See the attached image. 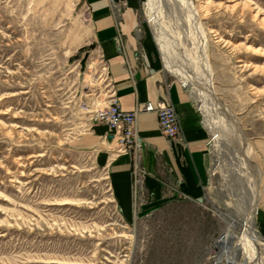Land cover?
<instances>
[{
    "label": "rangeland",
    "instance_id": "obj_1",
    "mask_svg": "<svg viewBox=\"0 0 264 264\" xmlns=\"http://www.w3.org/2000/svg\"><path fill=\"white\" fill-rule=\"evenodd\" d=\"M159 4L152 20L140 0L138 51L186 84L206 131L198 199L175 192L177 180L162 166L157 198L146 186L145 145L135 170L107 127L90 120L88 109L108 101L113 86L92 42L88 1L0 0V264H214L231 219L233 233L242 231L245 198L236 163L216 149L218 131L247 138L260 179L256 210L264 204V0ZM109 7L120 23L116 9L123 13L126 2ZM96 126L106 127L102 150L92 144ZM121 155L129 157L128 208L110 172Z\"/></svg>",
    "mask_w": 264,
    "mask_h": 264
},
{
    "label": "crops",
    "instance_id": "obj_2",
    "mask_svg": "<svg viewBox=\"0 0 264 264\" xmlns=\"http://www.w3.org/2000/svg\"><path fill=\"white\" fill-rule=\"evenodd\" d=\"M87 1L92 42L100 53V62L105 65L113 92L123 110L132 111L136 105L168 100L180 120L185 145L170 144L161 135L154 112L137 115V131L145 145L143 163L149 174L146 178L148 190L160 197V185L154 176L162 166L164 172L179 181V195L200 198L207 178V134L187 90L178 80H168L147 55L139 56L136 28L140 0H113L125 1L127 6L118 24L110 10V0ZM93 133V147L102 150L107 145L104 139L106 127L96 126ZM97 157L101 164L104 163L105 152L100 151ZM129 171L127 155L119 156L110 166L115 190L125 208H128ZM255 215V224L264 241V204Z\"/></svg>",
    "mask_w": 264,
    "mask_h": 264
},
{
    "label": "bare ground",
    "instance_id": "obj_3",
    "mask_svg": "<svg viewBox=\"0 0 264 264\" xmlns=\"http://www.w3.org/2000/svg\"><path fill=\"white\" fill-rule=\"evenodd\" d=\"M184 1V0H183ZM160 0H146V11L147 13L152 16L151 19H154L155 13L157 12V8L160 5ZM160 9V8H159ZM162 11V10H161ZM158 14V12H157ZM159 15V14H158ZM161 16V15H160ZM150 19V21H151ZM152 19V20H153ZM158 19H160L158 17ZM161 21V20H160ZM159 22V21H158ZM151 23H154L153 21ZM157 23V21H155ZM158 25V23H157ZM160 25V24H159ZM158 25V26H159ZM155 26V25H154ZM156 28V27H155ZM159 30V29H158ZM155 31V30H154ZM153 31V32H154ZM157 31V30H156ZM159 32V31H158ZM189 34V33H188ZM155 35V34H154ZM158 35H160L158 33ZM156 35V37L158 36ZM160 38V37H159ZM161 38L164 39L163 36ZM177 38V37H176ZM186 38V37H185ZM157 39V38H156ZM175 40V39H174ZM160 41V40H159ZM159 41L157 40V43L159 45ZM162 41V40H161ZM160 41V44H161ZM166 41V40H165ZM190 41V40H189ZM176 42V41H175ZM174 43V42H173ZM169 45V44H168ZM171 45V44H170ZM161 46V45H160ZM177 46V45H176ZM198 46V45H197ZM167 47V45H166ZM182 47V46H181ZM190 47V46H189ZM184 48V47H183ZM188 48V47H187ZM193 48V47H192ZM180 50V49H179ZM162 52H165L164 50ZM182 52V51H181ZM184 51L182 53H185ZM189 52V51H188ZM168 53V52H167ZM191 53V51L189 52ZM201 53V52H200ZM163 54V53H162ZM175 54V53H174ZM181 54V53H180ZM193 54V53H192ZM196 53H194L195 55ZM204 54V53H203ZM166 55V54H165ZM199 55V54H198ZM164 56V55H163ZM192 56V55H190ZM199 57V56H198ZM166 60H168L167 57H165ZM189 58V57H188ZM179 59V58H178ZM170 60V59H169ZM168 60V61H169ZM185 60V59H184ZM188 60V59H187ZM196 60V58H195ZM186 61V60H185ZM199 61V60H198ZM202 61V60H201ZM164 62H166L164 60ZM189 62V61H187ZM191 62V61H190ZM181 63V62H180ZM185 63V62H184ZM197 63V62H196ZM202 63V62H201ZM171 64V62H170ZM174 64V63H173ZM172 64V65H173ZM183 64V63H182ZM193 64V63H192ZM166 65V64H165ZM169 63L167 64V66ZM171 65V66H172ZM179 65V64H178ZM203 65V64H202ZM177 68V64L175 65ZM188 66V65H187ZM195 66V65H194ZM200 66V65H199ZM176 67H174L175 71ZM183 67V66H182ZM196 68V66H195ZM203 69V67H200ZM184 68H182L183 70ZM190 69V68H189ZM193 69V68H192ZM191 69V70H192ZM181 70V69H180ZM188 70V69H187ZM190 70V71H191ZM173 71V70H172ZM179 71V70H178ZM189 71V70H188ZM202 71V70H201ZM183 71H181L182 73ZM194 72V71H193ZM192 72V73H193ZM180 73V71H179ZM178 73V74H179ZM189 73V72H188ZM204 73V72H203ZM184 74V73H183ZM190 74V73H189ZM201 74V72H200ZM208 74V73H207ZM192 75V74H190ZM194 75V74H193ZM197 75V74H195ZM174 76V75H173ZM184 77V76H183ZM182 77V78H183ZM190 78V77H188ZM199 78V76H198ZM186 80V77L184 78ZM193 80V79H190ZM203 80V79H202ZM183 82V81H182ZM187 82V81H186ZM193 82V81H192ZM198 81H196L197 83ZM190 83V82H188ZM194 84V83H193ZM186 85V84H184ZM189 85V84H188ZM193 88V87H192ZM209 88V85H208ZM201 90V89H200ZM203 91V90H202ZM209 94V93H208ZM206 95V94H205ZM207 96V95H206ZM214 96V95H213ZM199 98V97H198ZM211 98V97H210ZM213 98V97H212ZM203 99V98H202ZM201 100V99H200ZM205 100V99H204ZM213 102V101H212ZM203 103V101H202ZM205 105V104H203ZM202 105V106H203ZM218 105V104H217ZM211 106V105H210ZM212 107V106H211ZM210 107V108H211ZM216 107V105H215ZM208 108V107H207ZM204 109V107H203ZM209 109V108H208ZM207 109V110H208ZM216 109V108H215ZM205 110V111H207ZM210 110V109H209ZM203 111V110H202ZM201 111V112H202ZM204 113V112H203ZM208 113V112H207ZM212 112H210L211 114ZM206 115V112L204 113ZM208 113V115L210 116ZM207 116V115H206ZM207 116V117H209ZM217 116V115H216ZM212 117V116H211ZM205 118V117H204ZM214 118V117H213ZM207 119V118H206ZM210 119V117H209ZM210 121V120H209ZM207 124V123H206ZM210 124V123H209ZM208 126L211 127V124ZM235 124V123H234ZM232 125V124H231ZM215 126V124H214ZM220 126V125H219ZM207 127V126H206ZM209 127V128H210ZM235 127V126H234ZM214 128V127H212ZM216 129V128H215ZM221 129V128H220ZM239 129V128H238ZM236 130V129H234ZM218 131V130H217ZM214 132V131H213ZM230 133V131H229ZM216 135L214 136V142L216 149L221 151V153L230 156L229 159L233 160L235 165V181H237L239 186V192H243L242 194H245L243 209L241 212L240 217V223H241V233L239 236H236L233 233V227H235L236 222L234 219H231V221L228 224V227L226 228V232L223 238L218 239L215 242V248L218 250V253L215 255L214 258V264H219L221 261L224 262V264H264V254L263 256L259 255V251L257 249V243L260 239V235L257 232L255 228V213L258 203V196H259V188H260V179L252 167V163L249 159V150H250V143L247 141V138L245 135H243L240 130H236L235 132V138L226 136L222 131L216 132ZM237 140V141H236ZM238 142V143H237ZM229 150V151H228ZM216 151V150H215ZM220 151H218L220 153ZM216 152V153H218ZM218 157V156H216ZM214 158V157H213ZM227 159V160H229ZM228 162V161H227ZM225 163V162H224ZM232 163V162H230ZM220 164V163H219ZM231 166V165H230ZM222 167V166H221ZM232 167V166H231ZM233 168V169H234ZM226 173V172H225ZM230 173V172H229ZM226 176V175H225ZM228 176V175H227ZM222 177V176H221ZM237 190V189H236ZM233 194V193H232ZM241 211V210H240ZM239 213V212H238ZM232 217V216H231ZM229 221V219H228Z\"/></svg>",
    "mask_w": 264,
    "mask_h": 264
},
{
    "label": "built area",
    "instance_id": "obj_4",
    "mask_svg": "<svg viewBox=\"0 0 264 264\" xmlns=\"http://www.w3.org/2000/svg\"><path fill=\"white\" fill-rule=\"evenodd\" d=\"M113 7L118 6L113 3ZM121 13L122 11L119 8L116 9L117 16L121 17ZM181 85L184 87V84ZM141 112H154L156 114L159 131L170 144L185 145V137L179 117L174 106L168 100H160L156 104L146 102L142 105H136L132 111H125L114 92H112L109 100L102 106L88 109L90 120L107 127L109 134L115 141L117 149L122 154L132 156L135 170L142 162V150L144 146L143 140L137 131V115ZM178 184L179 181H177V190H174L177 193H179ZM261 241L264 246L262 238Z\"/></svg>",
    "mask_w": 264,
    "mask_h": 264
},
{
    "label": "water",
    "instance_id": "obj_5",
    "mask_svg": "<svg viewBox=\"0 0 264 264\" xmlns=\"http://www.w3.org/2000/svg\"><path fill=\"white\" fill-rule=\"evenodd\" d=\"M199 201H201V199H199Z\"/></svg>",
    "mask_w": 264,
    "mask_h": 264
}]
</instances>
